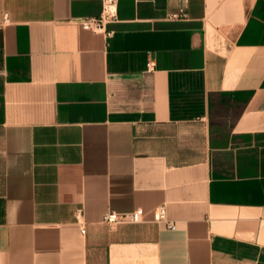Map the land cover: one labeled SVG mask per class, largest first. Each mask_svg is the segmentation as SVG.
I'll list each match as a JSON object with an SVG mask.
<instances>
[{
  "label": "crops",
  "instance_id": "0c3cea01",
  "mask_svg": "<svg viewBox=\"0 0 264 264\" xmlns=\"http://www.w3.org/2000/svg\"><path fill=\"white\" fill-rule=\"evenodd\" d=\"M105 6L0 0V264H264V0Z\"/></svg>",
  "mask_w": 264,
  "mask_h": 264
},
{
  "label": "built area",
  "instance_id": "2783aa9c",
  "mask_svg": "<svg viewBox=\"0 0 264 264\" xmlns=\"http://www.w3.org/2000/svg\"><path fill=\"white\" fill-rule=\"evenodd\" d=\"M111 2L112 0H106L104 15L101 16L100 18H89L82 21L84 28L92 31H99L104 29L106 20L110 18L115 19V13L113 9H111ZM143 216H144V211L142 208H137L129 214H123L116 211H108L107 213H105L103 217V221L111 226L122 222L139 223L142 221ZM157 218L159 220L166 219L165 207L159 208L157 213ZM167 224L171 228L175 227V225L172 222L167 221ZM81 231L82 233H85L86 229L82 228Z\"/></svg>",
  "mask_w": 264,
  "mask_h": 264
}]
</instances>
